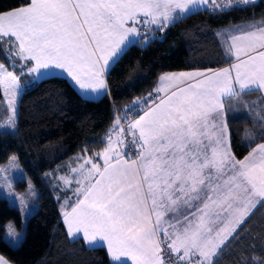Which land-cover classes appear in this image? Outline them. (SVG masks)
Segmentation results:
<instances>
[{"label": "snow or ice", "instance_id": "obj_1", "mask_svg": "<svg viewBox=\"0 0 264 264\" xmlns=\"http://www.w3.org/2000/svg\"><path fill=\"white\" fill-rule=\"evenodd\" d=\"M209 2L25 0L0 11V50L10 48L26 67L34 62L28 71L37 79L45 74L42 69H65L81 89L98 92L106 87L105 68L131 43L129 37L138 35L136 24L163 30L176 9L187 12L189 5ZM230 40L229 50L236 49L237 55V42H246L254 54L217 73L163 77L169 83L200 79L186 88L160 89L165 97L128 126L138 151L121 152L109 142L98 154L102 166L85 161L90 167L82 173L77 202L64 213L71 235L82 232L89 243L107 241L120 264H127L122 257L134 264H215L255 208L253 197L264 201V144L243 159L224 149L221 99L237 94L234 84L240 91L264 89V27ZM17 81L0 64V85L7 90ZM19 199L24 205L23 197ZM7 230L5 239L18 242L14 226ZM0 264L9 261L0 256Z\"/></svg>", "mask_w": 264, "mask_h": 264}, {"label": "trees", "instance_id": "obj_2", "mask_svg": "<svg viewBox=\"0 0 264 264\" xmlns=\"http://www.w3.org/2000/svg\"><path fill=\"white\" fill-rule=\"evenodd\" d=\"M179 18L163 30L141 26L140 37L117 59L106 75L107 92L98 99L83 98L68 80L52 76L26 87L18 101L15 129H0V163L17 155L20 165L38 188L37 208L26 222L18 246L5 239L7 224L22 227L17 206L0 195V255L9 264H120L113 263L105 247H88L82 238L71 239L50 174L85 150L100 151L107 142L117 114L147 97L166 72L213 69L229 65L233 58L228 37L264 27V0L243 6L216 5ZM25 0H0V11ZM148 28V32L141 30ZM5 51L8 52L6 58ZM18 57L10 48L0 50V63L18 67ZM15 72H21L17 71ZM10 110L0 88V124ZM231 149L237 159L264 142V97L244 93L236 109L228 114ZM218 253L215 264H259L264 258V208L257 209Z\"/></svg>", "mask_w": 264, "mask_h": 264}, {"label": "crops", "instance_id": "obj_3", "mask_svg": "<svg viewBox=\"0 0 264 264\" xmlns=\"http://www.w3.org/2000/svg\"><path fill=\"white\" fill-rule=\"evenodd\" d=\"M209 3L208 4H203L202 3V4H197V5H189V10L187 12H181L179 9H176L172 13L173 19L170 22H168L167 25H169L170 23H172L173 21H175V20H177L179 18L187 16V15H189L191 13H194V12H196L198 10L207 8ZM139 24L141 26L146 25V26H154V27L158 28L157 25H153V24H143V23H139ZM252 30H255V29H251V30H248V31H252ZM241 33L242 32H240L238 34H234V35H240ZM139 37H140V34H139V30H138V35L129 37V40L131 41V43H128V45L124 49V51L131 44L136 43L137 40L139 39ZM230 37H231V35L228 37V40H227L229 49H230V45H231ZM237 47L241 49V51L239 52V55H237L236 49L229 50L230 54H231V56L233 58V61L229 65H226L224 67L213 68V69H197V70L173 71V72L163 73L159 77L158 85H157V87L154 90V93L157 95V99L155 101H153L152 103H149L146 107H144V109H143V111H142V113L140 115H143V113L145 111H147L148 109L153 107L155 105V103H158L160 99L165 97L166 92L165 91H161L160 89H166L167 91H171V90H176L177 88H186L188 84L195 83L196 79H200V77H196L193 80H187V81H183V82H181L179 80H174V81L169 83V82H166L165 80H163L162 79L163 77L172 76V75H177L178 76L180 73H204L206 75L210 74V73H217V72L222 71L223 69H231L232 65L239 63L241 60L246 61L247 60V55L254 54L251 49L246 47V42H237ZM121 54H120V56H121ZM116 61H110L109 66L105 68L104 77L103 78L105 80L106 87L104 89H101L98 92H93L90 89H81L79 87V85L72 79V77L68 74V72L65 69H58V68H55V67H51L49 69H42L41 71L43 73H45V74L41 75L39 77V79H37L36 78L37 77L36 73H30L28 71V67H33L34 66V62L32 64H29L26 67L25 66V62L23 60H21L19 57H18V62H17L18 63V67L16 69H18L17 71H21V72H19V73L15 72L16 69L15 70L14 69H8L6 66H4L7 71L13 72L15 75H17L18 81H17L16 85L8 87L7 90H6L5 85H0V88L2 90L4 99H5V101H6L7 105H8V108H9L11 114H12V109H14L13 113H14L15 117H17L18 101H19V98H20L23 90L26 87H28V86L32 85L33 83H35L36 81H39V80H42V79H45V78H48V77H52V76H61V77L66 78L68 80V82L74 87V89L83 98H85V99H98V98L102 97L107 92L108 88H107L106 75H107V72L109 71V69L113 66V64ZM232 76H233V78L235 76V70L234 69H232ZM234 88H235V90L237 92L236 95L227 96V97H221V99H222V101L224 103L223 123L226 124V128H224V130H223V147L232 156H234V154H233V151L231 149L230 130H229L228 122H227L228 114L234 112V110L236 109V104H237L238 97L241 96L244 93H259L260 95H262L264 97V89L251 88V89H245L243 91H240L239 86L236 85V84H234ZM10 101H11V103H10ZM139 116L136 117V119H139ZM136 119H134L132 121V123ZM129 134L133 138L132 133L129 132ZM217 135H219V132H217ZM109 142H111V146L114 149H116L118 151H121V152L126 151L123 139L120 136V126L117 125V123H115L114 126L112 127L110 135H109V137L107 139L106 145L100 151L95 152V153H90L89 151L85 150L82 153L85 157L84 156L77 157V158L73 159L71 162L67 163L65 166L57 169L56 171H53L50 174L51 182L52 183L58 182L59 173L60 172H66V173H68V176H70V179L72 181L71 187H75L76 184H77L76 182L78 181V178H82L83 179L82 173L86 172L87 168L90 167V165L85 164V161L91 160L93 163L100 164L101 166L103 165V157H102V155H98V154H102L104 152V150L109 147ZM261 144H264V142L261 143ZM81 165H84V168H81ZM69 168H71V169H69ZM74 169L77 170V171H74ZM70 170H72V171L70 172ZM69 172H70V174L71 173L72 174L70 175ZM64 182H65L64 185L66 186L67 178H64ZM65 195L66 194L63 193V195H62L63 198L60 196V197L57 198V200H58L59 208H60V211H61V214H62V218L61 219H62V222H63L64 226L66 227V230H67V233H68L69 237L71 239L82 238L84 240L85 244L88 247H105L106 250L108 251V254L110 256L111 261L113 263H120V261H117V260L114 259L112 252L108 249L107 241H103V240H100L98 238L96 242L89 243L88 239H86L83 236L82 232L81 233H76L75 235H71L69 233L68 226H67V224L65 222L64 213L65 212H70L72 207L75 206V204L77 202V199H78V194L76 196H69L67 199L65 198L66 197ZM253 202L255 203V208H253L250 211V213L246 216L245 221L258 208L259 209L264 208V201H262L260 197H258V196L253 197ZM63 204H64V207H62ZM238 229H237V231H238ZM230 238L231 237H229V239ZM20 242H18V243H20ZM121 259L122 260H127V264H134V262L128 257H122Z\"/></svg>", "mask_w": 264, "mask_h": 264}, {"label": "rangeland", "instance_id": "obj_4", "mask_svg": "<svg viewBox=\"0 0 264 264\" xmlns=\"http://www.w3.org/2000/svg\"><path fill=\"white\" fill-rule=\"evenodd\" d=\"M13 112L14 109H12V114L10 112V116L6 120V122L0 124V125H4V127H0V129L3 128H7L11 130L15 129L16 117ZM9 121H14V126H7ZM80 156H84V155L82 153H79L75 155L73 159ZM13 157L15 159H13ZM72 160H69L68 162H71ZM71 171L72 170H70V172ZM44 178L45 181L50 184V170L46 172ZM64 178H67L66 186L64 185L65 184ZM78 181H80V183H78ZM78 181L76 182L77 184L75 187H71L72 181L70 179V176H68V173L60 172L58 176V182L52 183L53 186L56 188L55 189L56 198L60 196L63 198L62 196L63 193L66 194L65 195L66 199L69 196H76L78 194V191L83 187L84 184L82 178H78ZM0 195L6 197L11 205L17 206L22 214V218H23L22 227H18L12 221H10L7 224V225L11 224L14 226L15 231L19 234L18 242H20L23 239L26 231L27 219L35 212L37 208L38 188L35 182L32 180L29 173L20 165L17 155H11L7 161L0 163ZM20 197H23L24 205H21L19 199ZM62 207H64V204L62 205ZM7 236H8V230L6 232L5 237ZM8 240H10L14 246H18L20 244L18 242L16 243L12 242L10 238Z\"/></svg>", "mask_w": 264, "mask_h": 264}, {"label": "built area", "instance_id": "obj_5", "mask_svg": "<svg viewBox=\"0 0 264 264\" xmlns=\"http://www.w3.org/2000/svg\"><path fill=\"white\" fill-rule=\"evenodd\" d=\"M230 5V4H236L239 6H243L245 5V3H234L233 0H225L222 3H217L216 5ZM135 27H138V24L135 25ZM142 32H148V28L141 30ZM157 99V95L154 93V91H151L148 93L147 97L140 100L137 104H135L132 107H129L125 110L124 113L122 114H117V118L116 121L119 119L120 120V136L123 139L124 142V146H125V150H131V152H135L138 151L137 148L133 147L132 145V137L129 134V131H127L128 126L132 123V121L134 119H136V117H138L144 107H146L149 103H152L153 101H155ZM126 117V119H125ZM121 129H124V131L122 132ZM171 264V262H170Z\"/></svg>", "mask_w": 264, "mask_h": 264}]
</instances>
